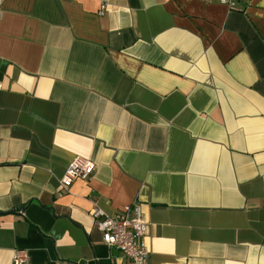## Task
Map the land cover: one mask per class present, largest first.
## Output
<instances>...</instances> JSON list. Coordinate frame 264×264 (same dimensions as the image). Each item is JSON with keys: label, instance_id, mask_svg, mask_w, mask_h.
Wrapping results in <instances>:
<instances>
[{"label": "crops", "instance_id": "crops-1", "mask_svg": "<svg viewBox=\"0 0 264 264\" xmlns=\"http://www.w3.org/2000/svg\"><path fill=\"white\" fill-rule=\"evenodd\" d=\"M132 204L149 264H264V0H6L0 264H133L92 216Z\"/></svg>", "mask_w": 264, "mask_h": 264}, {"label": "built area", "instance_id": "built-area-1", "mask_svg": "<svg viewBox=\"0 0 264 264\" xmlns=\"http://www.w3.org/2000/svg\"><path fill=\"white\" fill-rule=\"evenodd\" d=\"M6 0H0V18ZM222 5L230 10H236L239 0H219ZM106 6L103 5L100 14L104 13ZM96 167L95 164L82 157H75L61 183L68 187L76 179H89ZM93 218L98 228L103 233V241L109 248H115L123 257L129 259L133 264H149L150 250L147 243L146 227L147 219L139 204L124 207L116 215H108L100 208L94 209ZM12 264H31L29 252L26 250H15Z\"/></svg>", "mask_w": 264, "mask_h": 264}]
</instances>
